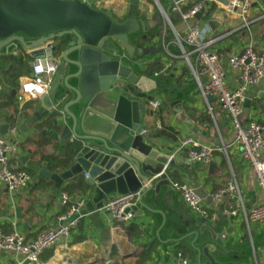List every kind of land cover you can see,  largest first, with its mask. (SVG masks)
I'll return each mask as SVG.
<instances>
[{"label": "crops", "instance_id": "1", "mask_svg": "<svg viewBox=\"0 0 264 264\" xmlns=\"http://www.w3.org/2000/svg\"><path fill=\"white\" fill-rule=\"evenodd\" d=\"M86 1L94 7L111 10L117 20L136 17L147 21L151 28L162 25L164 33L169 28L175 37L162 12L164 10L166 13H171L172 0ZM196 1L189 2L191 4ZM204 2L202 25L211 18L223 21L221 29L216 32L211 30L209 36L215 39L213 49L222 54L225 60L232 53L250 44L256 51L260 52L264 49V0L252 2L247 22L241 18L239 11L229 5L226 6L217 0H204ZM172 19L177 20L176 24L173 23L177 32L184 33L186 24L175 14ZM164 33L161 38L144 43L147 46L160 48L155 56L139 57L135 63L133 62L139 72L145 73L146 65L155 58H160L166 69V74H160L167 76L168 83L177 91L175 96H172L171 92L155 91L151 93L153 98L150 101L138 96L149 111L147 114L143 113L144 129L151 132L154 138L159 139L164 150L170 151L178 158L177 164L168 172L172 189L166 192V189L162 188L158 195L159 202L155 210L160 213L146 218L138 217L136 222L133 217L131 222L119 224L105 210L87 211L85 205L78 202L80 194L70 195L80 206L81 211L88 213L87 216L69 239L47 250L35 264H106L108 261H113L114 264H175L179 256L189 258L193 264L195 253L191 249L168 242L175 231L185 233L187 225L194 223L195 218L198 217L173 187L174 182H185L195 190L203 188L206 197L210 196L206 201L209 205L212 202H208L211 196L235 177L242 188L247 209L264 201V194L258 186L255 170L243 159L240 148L234 144L229 115L214 98L209 99L212 112L209 110L208 102L201 96L190 67L179 54L170 51ZM133 41L135 44L140 43ZM20 49V47L16 48L10 54H19ZM116 52L119 51L116 49ZM225 67L229 84L234 87L238 73L231 69L226 61ZM25 76L20 77L18 88ZM0 83L2 86L0 134L3 135L2 127L9 125L4 136L18 146L17 151L11 156V165L16 170H23L30 175L29 186L15 195H11L7 187L0 182V229L6 234L17 231L28 240L36 239L48 228L60 223L59 217L63 212L60 204L61 193L63 191L69 193L67 184L74 182L78 177L56 189L53 181L41 172L42 169L49 170L47 162L41 159L42 156L62 157L59 152L65 148L55 141L57 135L55 129L39 127L49 118H37L36 114L40 108L39 99L20 107L17 103L18 88L11 87L1 73ZM14 89L15 94H13ZM247 99L250 107H245L242 122L247 124L251 120H256L264 123V80L249 88ZM155 100L161 102L156 109L152 106ZM174 100L181 101L182 109L192 123V129L186 127L176 117L172 105ZM161 116L166 125L173 128L176 133L168 131L158 133L162 130ZM13 127L17 128L15 133L11 132ZM186 137H192L202 145L214 146L221 150H217L207 163L191 161L186 149L182 152L178 151L181 140ZM47 140L51 141L48 145L45 142ZM261 156L264 159V149ZM79 177L88 181L86 174ZM151 195L150 193L146 197L148 203ZM18 207L22 208L20 216L16 213ZM218 214H220L219 220L217 218L216 222L212 223L217 224L218 230L235 226V231L229 235L234 241H228V247L240 252L241 256H238L237 260L242 264H264V224L248 225L242 213L235 217L224 215L221 211ZM143 222L145 225L142 224ZM130 227L132 231L129 230ZM187 245L189 246V243ZM176 252H179L178 255ZM0 264H19V259L11 252L0 250Z\"/></svg>", "mask_w": 264, "mask_h": 264}, {"label": "water", "instance_id": "2", "mask_svg": "<svg viewBox=\"0 0 264 264\" xmlns=\"http://www.w3.org/2000/svg\"><path fill=\"white\" fill-rule=\"evenodd\" d=\"M217 1L229 5L227 0ZM204 12L198 13L199 20ZM167 17L171 20L173 14L167 13ZM206 24L216 32L223 21L211 18ZM150 30L151 25L143 19L117 20L111 10L94 7L86 0H0V57L20 47L31 58H42L44 48L51 43H55V50L59 42L64 45L60 71L48 93L39 99L36 116L52 119L55 141L65 148L59 154L69 153L70 163L55 172H41L56 189L86 174L89 188L78 202L89 212L102 210L112 195L140 191L137 204L125 210L133 214L135 222L138 217L160 213L155 210L158 195L162 188L166 192L172 189L168 172L178 162L143 125V113L149 111L140 97L150 101L155 91L177 94L167 76H150L133 64L139 57L155 56L160 51L157 46L133 41L132 37L140 34L147 40ZM172 105L176 117L192 129L181 101L174 100ZM245 107H250L248 99ZM8 128L2 127L3 135ZM195 191L206 198L203 188ZM21 211V207L16 208L17 216ZM198 217L187 225L185 233L175 231L168 242L191 249L195 253L193 264H242L237 260L240 252L228 247V241H234L229 235L235 226L218 230L217 224ZM24 264L35 263L27 260Z\"/></svg>", "mask_w": 264, "mask_h": 264}, {"label": "built area", "instance_id": "3", "mask_svg": "<svg viewBox=\"0 0 264 264\" xmlns=\"http://www.w3.org/2000/svg\"><path fill=\"white\" fill-rule=\"evenodd\" d=\"M189 1L172 0L171 6V13L186 24L184 33L177 32L164 10L163 15L173 29L174 43L181 52L180 56L190 67L201 96L208 102L209 110L212 112L209 99L214 98L229 115L234 144L240 148L243 159L255 170L258 186L264 194V159L261 156L264 149V123L251 120L244 124L241 119L245 110L247 91L264 80V49L256 51L250 44L232 53L225 60L224 56L212 47L215 39L209 36L210 27L207 24L202 25L201 19L197 18L198 13L205 9L204 0H197L192 5ZM227 1L229 6L239 11L241 18L247 22L254 0ZM225 61L238 73L234 87L229 84ZM60 62L61 56L56 53L55 43L44 48L42 58H32L31 73L22 78L17 90V103L20 107L48 93ZM160 104L158 100L152 102L155 109ZM16 131V127L11 129L12 133ZM17 149L15 142L0 134V182L7 187L11 195H15L30 184V175L23 170H16L11 165V156ZM185 149L189 160L203 163L209 162L213 154L221 150L214 146L202 145L192 137L181 140L178 151L182 152ZM173 187L181 194L193 213L208 219L211 223L216 222L221 211L222 214L232 217L242 213L248 225L264 224V201L247 209L242 188L235 177L211 196L212 202L209 205L206 201L210 196L201 198L195 188L187 183L174 182ZM139 196L140 191L112 195L104 202L102 210L109 212L112 219L119 224L129 223L133 220V214H126L125 210L136 205ZM60 204L63 207L59 217L60 223L48 228L36 239L28 240L17 231L6 234L0 229V250L16 255L19 264H24L27 260L30 263H37L47 250L69 239L72 233L79 229L88 213L81 211L80 206L73 201L67 191L61 193ZM175 264H191V261L185 256H179Z\"/></svg>", "mask_w": 264, "mask_h": 264}, {"label": "trees", "instance_id": "4", "mask_svg": "<svg viewBox=\"0 0 264 264\" xmlns=\"http://www.w3.org/2000/svg\"><path fill=\"white\" fill-rule=\"evenodd\" d=\"M195 2L191 3L190 5L194 4ZM172 22L174 24L177 23L176 19H172ZM163 27L162 25H157L149 31L147 34V40H142V36H139V42L144 43H150L153 42L156 38H161L163 36ZM165 41L169 43L170 51L174 54H181L178 46L174 43V37L169 28L165 30L164 33ZM64 50V45L62 42H59L57 45L56 53L58 55L61 54V51ZM31 56L26 53L24 50L20 49L19 54H8L5 56H2L0 58V73L3 76V78L8 81L11 84V87L18 88L19 85V79L23 75H27L30 72V62H31ZM12 67V68H11ZM145 73L154 76L156 74L165 73L166 69L163 67V63L160 58H155V60L149 64L146 65ZM161 122H162V130L158 133L162 132H173L176 133L173 128L166 125L164 122L163 117L161 116ZM55 129L53 125L52 119L49 117L46 119L45 122L39 125V127H44ZM46 145L50 144L51 141L47 140L45 141ZM45 144H43V147ZM42 160L46 161L49 167V170L51 171H58L60 169L66 168L70 163V154L68 153L66 156L62 157H52V156H42ZM89 188V185L87 181H85L82 177H78L74 182L67 184V189L69 191V194L74 196L77 194L85 193ZM220 218V214L218 215V220ZM129 230L132 231V227L129 228Z\"/></svg>", "mask_w": 264, "mask_h": 264}, {"label": "rangeland", "instance_id": "5", "mask_svg": "<svg viewBox=\"0 0 264 264\" xmlns=\"http://www.w3.org/2000/svg\"><path fill=\"white\" fill-rule=\"evenodd\" d=\"M95 5H98V4H95ZM132 38H133V40H135V41H139V36H138V35H134Z\"/></svg>", "mask_w": 264, "mask_h": 264}, {"label": "flooded vegetation", "instance_id": "6", "mask_svg": "<svg viewBox=\"0 0 264 264\" xmlns=\"http://www.w3.org/2000/svg\"><path fill=\"white\" fill-rule=\"evenodd\" d=\"M60 66H61V62L59 63V66H58V69H57V72H56L55 76L59 73V71H60ZM54 78H55V77H54Z\"/></svg>", "mask_w": 264, "mask_h": 264}]
</instances>
